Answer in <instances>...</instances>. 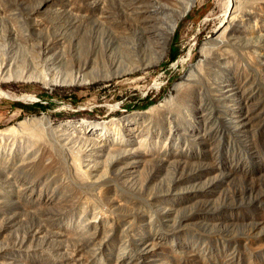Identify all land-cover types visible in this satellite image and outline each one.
Returning a JSON list of instances; mask_svg holds the SVG:
<instances>
[{"label": "rangeland", "instance_id": "obj_1", "mask_svg": "<svg viewBox=\"0 0 264 264\" xmlns=\"http://www.w3.org/2000/svg\"><path fill=\"white\" fill-rule=\"evenodd\" d=\"M134 1L0 0V264H264V6L211 44L225 58L201 48L230 0H178L170 35ZM131 113L108 145L62 133L91 187L45 170L49 122Z\"/></svg>", "mask_w": 264, "mask_h": 264}, {"label": "bare ground", "instance_id": "obj_2", "mask_svg": "<svg viewBox=\"0 0 264 264\" xmlns=\"http://www.w3.org/2000/svg\"><path fill=\"white\" fill-rule=\"evenodd\" d=\"M178 0H135L134 1V6L136 9V12L138 13V18H140V21L142 24H144L149 32H155L156 35L159 33H166L167 35L173 34L174 31L176 30L177 26V20L184 16L186 14V11L189 10V8L192 6V3L190 1L185 2L184 6L179 5L177 3ZM192 2V1H191ZM264 6V0H230L229 5L226 8L224 15V23L222 22L220 24V27L216 29V35L211 36L210 38L207 39L205 42V45L203 48H201V53L203 56H208L209 52L213 50L214 52L219 53V55L223 57H232L230 53V49L226 50L225 49H218V48H213L211 46L212 43H223L226 41L228 38H226L225 34L228 33L229 29L232 27H239L241 23L245 20H249L253 18L256 14H260V9ZM263 11V8L261 9ZM227 23V25H225ZM239 28H237L238 30ZM232 32V31H231ZM235 32V31H234ZM230 35V34H229ZM231 40V39H230ZM208 43L210 45H208ZM228 43V42H226ZM222 45V44H221ZM228 45V44H227ZM220 46V45H219ZM215 47V46H214ZM220 48V47H219ZM222 48V47H221ZM211 51V52H213ZM210 52V53H211ZM232 52V51H231ZM253 52V51H252ZM213 55V54H212ZM216 55V54H215ZM217 56V55H216ZM210 57V56H209ZM220 57V58H223ZM249 64L251 63L254 67V64H256V58L254 59L253 57L249 56L248 58ZM205 60V59H204ZM208 60V59H206ZM202 62V61H201ZM259 62V61H258ZM196 65V64H195ZM194 65V66H195ZM199 65V64H197ZM196 65V66H197ZM251 65V67H252ZM195 66V67H196ZM239 66V64H238ZM241 66V65H240ZM258 66V65H257ZM263 66V65H262ZM259 69V68H258ZM200 70H203L200 68ZM191 71V70H190ZM260 71V70H259ZM191 73V72H190ZM49 74V73H48ZM11 76V75H10ZM263 76V75H262ZM250 77V76H249ZM3 78V77H2ZM192 78V76H191ZM7 79V78H6ZM2 80V79H1ZM0 80V81H1ZM189 82V81H188ZM46 83L48 85H56L59 84V79L58 78H48L46 80ZM190 83V82H189ZM189 85V84H188ZM192 85V84H191ZM202 93V92H201ZM33 94H20V95H12L11 98L16 99V100H32L34 99ZM203 99V98H202ZM204 100V99H203ZM168 107V106H166ZM171 109L173 107L169 106ZM169 107L164 110L167 111ZM169 109V110H171ZM168 110V111H169ZM173 110V109H172ZM163 112V114H164ZM159 115V112L157 113ZM161 114V112H160ZM155 115V118L156 116ZM162 115V114H161ZM138 116L136 114H129L126 116L125 119H120L117 121V118L111 119L112 122H109L107 120H100V121H90L87 119H81V120H66V121H61L60 123H53L49 122L51 120V117L49 114H44L43 116H39L41 119L44 120H49L48 122L50 123L48 127L50 128V131H52L53 136H55L56 139V146L55 147H50L46 152H50V156L46 158L43 162L44 163V168L45 170H49L50 168H54L57 165L61 166L63 165L65 169H70L71 170V175H72V181L75 186H80L89 188L91 187L94 183V179L92 177H89L87 174H84L86 171H81L79 161L82 157H80L79 153L75 152L68 144L65 142L62 133L63 132H71L73 134H78L82 136H87L88 138H91L92 140L97 141L99 144L101 143V146L104 144L108 145L110 142L112 143V139L107 133H109V127L114 123L117 122H123V124L126 125V120H130L131 118ZM160 116V115H159ZM158 116V118H159ZM164 116V115H162ZM29 118V117H28ZM32 119H37V116L31 117ZM161 118V116H160ZM159 118V119H160ZM28 120V119H25ZM30 121V119H29ZM28 121V122H29ZM167 121V120H166ZM24 122V121H23ZM125 122V123H124ZM21 123V122H20ZM173 123V122H172ZM20 126H23V123L20 124ZM120 126V125H119ZM176 126V125H175ZM178 126V125H177ZM24 127V126H23ZM120 128V127H119ZM111 130V129H110ZM15 127L8 128L6 130L1 131L0 130V139H6L10 137L11 134H14L15 132ZM18 131V130H17ZM26 133V132H25ZM29 133V131H28ZM31 134V133H30ZM35 134V133H34ZM112 134V133H111ZM19 136V135H18ZM35 136V135H34ZM21 137V135H20ZM23 137V136H22ZM21 137V138H22ZM29 137V136H27ZM32 137V136H31ZM30 137V138H31ZM36 137V136H35ZM18 138V137H17ZM29 138V139H30ZM4 139V140H5ZM20 139V138H19ZM36 139V138H35ZM34 139V140H35ZM12 140V139H11ZM31 140V139H30ZM22 141V140H21ZM20 141V142H21ZM36 141V140H35ZM14 142V141H13ZM32 142V141H31ZM116 142V141H115ZM11 143V142H10ZM37 143V142H36ZM35 143V144H36ZM41 143V142H40ZM43 143V142H42ZM52 143V142H51ZM117 143V142H116ZM8 144V143H7ZM6 144V145H7ZM115 144V143H114ZM118 144V143H117ZM127 144V143H125ZM124 144V145H125ZM11 145V144H9ZM8 145V146H9ZM34 145V144H33ZM49 145V144H48ZM120 145V144H119ZM128 145V144H127ZM21 146V145H20ZM27 146V145H26ZM32 146V145H30ZM116 146V145H114ZM123 146V145H121ZM16 147V146H15ZM49 147V146H48ZM125 147V146H124ZM34 148V147H33ZM14 149V148H13ZM21 149V148H20ZM24 149V148H23ZM45 149V148H44ZM228 149V147H227ZM37 150V149H36ZM118 150V148H117ZM7 151H11L7 149ZM27 151V150H26ZM16 152V151H15ZM19 152H22L24 154L23 150H19ZM45 151H43L44 153ZM94 153L92 155H88L89 158L95 159L99 158L100 156L104 155V149L101 148H96V150L93 151ZM124 152V151H123ZM9 153V152H7ZM29 154V153H27ZM26 154V155H27ZM36 154V153H35ZM47 154V153H46ZM45 154V155H46ZM15 155V154H14ZM40 155V154H39ZM96 155V156H95ZM44 156V155H43ZM14 157V156H13ZM21 157V156H20ZM42 157V156H41ZM26 158V157H25ZM38 158V157H37ZM88 158V159H89ZM14 159V158H10ZM16 159V158H15ZM23 159V158H21ZM36 159V158H35ZM18 160V159H17ZM20 160V158H19ZM33 160V159H32ZM21 161V160H20ZM42 166V167H43ZM41 167V168H42ZM40 168V166H38ZM43 168V169H44ZM48 168V169H47ZM60 168V167H59ZM42 169V170H43ZM55 169V168H54ZM87 170V169H86ZM47 172V171H46ZM93 172H95L93 170ZM48 174V173H47ZM54 174V173H53ZM50 175V174H49ZM55 175V174H54ZM63 176V175H62ZM54 177V176H53ZM59 182V181H58ZM62 183V182H61ZM65 185V184H64ZM79 188V187H78ZM84 188V189H85ZM74 191V190H73ZM88 191V190H87ZM76 193V192H75ZM123 198V197H122ZM129 200V199H128ZM126 201V200H125ZM128 202V201H127ZM121 203H123L121 201ZM126 203V202H125ZM123 205V204H122ZM125 205V204H124ZM85 207V206H84ZM136 207V206H135ZM88 209V208H87ZM140 209V208H139ZM96 210V209H95ZM104 214V213H103ZM94 217V224L99 226L101 225L104 228L105 222L104 218L105 216L98 213L94 212L93 213ZM82 217V216H81ZM116 219V218H114ZM115 222L117 220H114ZM72 226V225H71ZM160 237V236H159ZM162 239V237H161ZM159 239V240H161ZM153 247V246H152ZM152 248H150V252ZM154 250V249H153ZM4 252V251H3ZM5 253V252H4ZM128 261V260H127Z\"/></svg>", "mask_w": 264, "mask_h": 264}]
</instances>
